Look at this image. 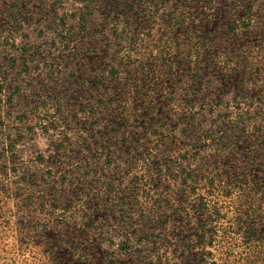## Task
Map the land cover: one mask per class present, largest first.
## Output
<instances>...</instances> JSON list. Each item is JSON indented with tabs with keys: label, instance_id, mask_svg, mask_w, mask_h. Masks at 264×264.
<instances>
[{
	"label": "rangeland",
	"instance_id": "374dc122",
	"mask_svg": "<svg viewBox=\"0 0 264 264\" xmlns=\"http://www.w3.org/2000/svg\"><path fill=\"white\" fill-rule=\"evenodd\" d=\"M235 215L264 244V0H0V264H199Z\"/></svg>",
	"mask_w": 264,
	"mask_h": 264
},
{
	"label": "trees",
	"instance_id": "16d2710c",
	"mask_svg": "<svg viewBox=\"0 0 264 264\" xmlns=\"http://www.w3.org/2000/svg\"><path fill=\"white\" fill-rule=\"evenodd\" d=\"M220 219L223 218L212 221L218 222ZM226 222L224 226L215 224L213 228L205 231L209 240L203 242L202 247L206 249L203 252L204 259L199 264H264V244L258 242L256 229L252 224L244 228V231L241 227L236 228L235 222H240L239 215L232 219L230 216ZM242 231L247 238L241 235ZM167 264L177 263L170 260Z\"/></svg>",
	"mask_w": 264,
	"mask_h": 264
}]
</instances>
